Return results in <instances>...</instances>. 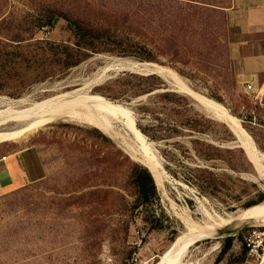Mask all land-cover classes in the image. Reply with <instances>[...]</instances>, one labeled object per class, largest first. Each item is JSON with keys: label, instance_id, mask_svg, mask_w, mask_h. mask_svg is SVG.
Wrapping results in <instances>:
<instances>
[{"label": "rangeland", "instance_id": "374dc122", "mask_svg": "<svg viewBox=\"0 0 264 264\" xmlns=\"http://www.w3.org/2000/svg\"><path fill=\"white\" fill-rule=\"evenodd\" d=\"M135 1L0 0V21L1 17H12L10 23L0 25V99L39 100L54 94L51 89L56 85L73 89L108 62L128 58L166 68L187 89L224 107L264 153V94H259L264 74L252 79L254 92L246 90L242 77L243 59L264 54V25H245L248 18L264 17L259 13L264 0H238V9H234L236 0H147L144 17L137 12L135 15ZM47 7L57 9L52 23L27 33L33 12ZM64 14L96 16L113 26L134 17L152 38L162 39V46L155 50V61L148 62L127 55L108 41L100 46L109 51L92 53L63 72L64 51L57 44L72 45L74 40ZM20 31L28 38L22 44L28 47L21 51L30 53V59L20 50L6 47L5 37ZM9 50L15 52L10 62ZM172 50L178 52L177 58L169 55ZM43 68L52 72L40 79ZM148 74L111 71L91 94L120 102L133 114L136 124L133 107L169 89L186 97L193 112L214 121L204 133L185 132L170 143L151 140L142 132L152 142L170 185L157 186L159 198L147 209L132 213L134 197L123 188L130 185L134 163L144 165L102 130L88 124L58 120L20 142L0 141V155L18 154L29 176L24 186L0 197V264H158L171 243L188 231L185 217L204 225L208 223L206 209L226 215L264 201L244 208L247 202L258 201L264 192V178L236 144L238 139L229 126L157 74L163 82L161 89L148 96H135L136 90L149 84L138 76ZM175 140L186 147L185 154L173 146ZM191 140L199 143L194 145ZM210 145L221 151L215 159L206 160L214 154ZM197 168L219 177L223 188L218 197L183 179V174ZM175 178L184 185H173ZM255 228L264 230V225L237 221L219 229L193 245L185 262L236 264L242 258L244 237ZM228 236L234 238L233 243L216 261Z\"/></svg>", "mask_w": 264, "mask_h": 264}, {"label": "bare ground", "instance_id": "6f19581e", "mask_svg": "<svg viewBox=\"0 0 264 264\" xmlns=\"http://www.w3.org/2000/svg\"><path fill=\"white\" fill-rule=\"evenodd\" d=\"M126 69L144 74L154 73L159 75L163 79L170 81L175 89L188 94L215 116L223 120L237 137L238 142L236 144L245 150L258 170L260 177L264 178V153L258 149L239 121L224 107L187 89L166 68L128 58H118L108 62L91 77L83 81L81 85L79 84L80 86H74L75 88L73 89L63 90L64 87L56 85L51 89L56 91L54 94L52 93V95L39 100H31L28 97L16 99L1 98L0 141L20 142L43 125L58 120L88 124L102 130L107 136L115 140L132 158L143 164L152 173L157 186H165L166 183L170 185L167 173L153 149L152 142L138 129L133 114L120 102H110L91 94V89L104 82L111 71ZM259 94H264V83L259 90ZM173 185L182 186L184 184L176 179ZM204 214L208 218V223L204 225L189 217L183 219L185 228L188 231L179 235L171 243L163 256H160L158 264H188L185 259L193 245L212 237L217 234L219 229L234 222L256 221L262 222L264 225V201L251 209L226 215L212 214L207 209Z\"/></svg>", "mask_w": 264, "mask_h": 264}, {"label": "trees", "instance_id": "16d2710c", "mask_svg": "<svg viewBox=\"0 0 264 264\" xmlns=\"http://www.w3.org/2000/svg\"><path fill=\"white\" fill-rule=\"evenodd\" d=\"M225 0H219L217 2L223 3ZM147 0L135 1V15L141 13L142 17L145 15L146 8L144 5ZM54 7H47L45 11L36 10L32 14L33 22L27 30V33H31L35 27H44L52 23V20L57 15ZM65 15V14H64ZM68 26L73 33V42L70 44H57V47L62 51L63 63L61 68L63 72L78 65L84 59L90 56L92 53H100L104 51L102 46L111 41L112 44L118 45L120 51H126L127 55H133L140 61H155V50L160 49L162 46V39H155L150 36L148 32L140 28L141 23L134 17L129 21L124 20L122 25L105 23L96 16H84L82 14L77 15H65ZM12 17H1L0 25L10 23ZM22 32H17L15 36H6V47L13 50H20L27 45H22L23 42L28 40L24 38ZM164 47V46H163ZM14 51H7V55L10 59H13ZM22 53L25 59H30L32 55L30 53ZM172 54V58L178 57V52L172 50L169 55ZM42 76L40 79L48 77L52 70L43 68ZM141 80L149 82L147 88H139L134 92L135 96H144L150 94L158 89H161V79L155 74H148L147 76H138ZM164 89V88H163ZM135 114L137 115L136 124L138 128L148 138L154 141L169 142L170 140L177 139L184 136L185 132L192 133H204L206 126L214 123L212 119L193 112L192 106L186 97L177 94L169 89H164L163 92L153 94L146 102H139L133 107ZM195 145L199 143L197 140H191ZM170 143V142H169ZM173 146L179 148L182 153L185 154L186 147L179 141L171 142ZM214 154L206 157V160L215 159L218 157L221 148L214 145H210ZM127 157V156H126ZM181 165L182 162H179ZM183 179L188 182L196 183L198 188L205 192L215 196H219L222 192L223 184L220 182L219 177L207 169L197 168L195 170L190 169L189 172L183 174ZM130 187V188H129ZM127 192L129 191L134 197V201L130 204L131 212H136L138 209H147L154 201L159 198L157 185L151 172L145 167L134 163V172L131 177L130 185L123 188ZM264 200V192L259 194V199L256 202H247L244 204V208L257 204ZM234 209V208H232ZM133 216V214L131 215ZM264 229V228H263ZM234 238L228 236L225 238V245L220 251L216 261H220L221 257L231 247ZM246 256V248L244 242L242 243V258L239 262H242ZM238 262V263H239ZM237 264V263H236Z\"/></svg>", "mask_w": 264, "mask_h": 264}, {"label": "crops", "instance_id": "0c3cea01", "mask_svg": "<svg viewBox=\"0 0 264 264\" xmlns=\"http://www.w3.org/2000/svg\"><path fill=\"white\" fill-rule=\"evenodd\" d=\"M236 0L234 9L240 8ZM259 13L264 15V2ZM247 28L264 25V17L253 20L248 18L245 22ZM242 77L246 82L264 74V54L245 57L242 61ZM6 156L5 159L2 157ZM29 180L27 170L23 166L20 156L16 153L0 155V197L24 186Z\"/></svg>", "mask_w": 264, "mask_h": 264}, {"label": "built area", "instance_id": "2783aa9c", "mask_svg": "<svg viewBox=\"0 0 264 264\" xmlns=\"http://www.w3.org/2000/svg\"><path fill=\"white\" fill-rule=\"evenodd\" d=\"M43 28L42 31H46ZM248 92L255 91L253 81H248L246 84ZM6 156L2 157L5 159ZM244 244L246 248V256L242 262L237 264H264V230L252 229L249 230L248 235L244 237Z\"/></svg>", "mask_w": 264, "mask_h": 264}, {"label": "water", "instance_id": "95a60500", "mask_svg": "<svg viewBox=\"0 0 264 264\" xmlns=\"http://www.w3.org/2000/svg\"><path fill=\"white\" fill-rule=\"evenodd\" d=\"M150 74H153V73H150ZM158 90H156V91H154V92H152V93H150V94H147V95H145V96H148V95H151V94H153V93H155V92H157ZM164 91V90H163ZM136 119V118H135ZM152 174V173H151ZM153 176V175H152Z\"/></svg>", "mask_w": 264, "mask_h": 264}]
</instances>
